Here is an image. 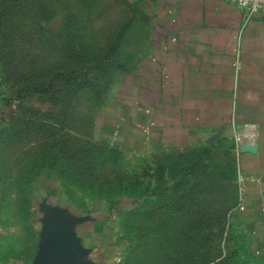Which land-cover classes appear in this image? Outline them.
Segmentation results:
<instances>
[{"label": "crops", "instance_id": "obj_1", "mask_svg": "<svg viewBox=\"0 0 264 264\" xmlns=\"http://www.w3.org/2000/svg\"><path fill=\"white\" fill-rule=\"evenodd\" d=\"M125 4L134 12V49L118 87L123 97L120 90L88 116L84 159L76 157L77 134L68 136L69 178L60 161L52 166L56 187L25 173L23 164L42 162L39 139L18 137L0 118V264H173L170 246L162 260L136 250L127 259L124 237L136 234L127 221L142 212L149 220L161 199L147 189L159 187V173L170 179L169 195L174 173L205 149L227 155L247 179L245 209L231 217L242 223L230 231L243 244L226 247L244 259L221 264H264V15L246 17L229 0ZM236 132L250 150L235 149Z\"/></svg>", "mask_w": 264, "mask_h": 264}, {"label": "rangeland", "instance_id": "obj_2", "mask_svg": "<svg viewBox=\"0 0 264 264\" xmlns=\"http://www.w3.org/2000/svg\"><path fill=\"white\" fill-rule=\"evenodd\" d=\"M133 20L125 0H0V118L12 124L7 130L18 137L39 139L34 147L42 162L22 168L28 175L41 173L46 186L56 187L55 161L61 163L60 176H71L75 155L68 136L77 134L76 157L84 159L88 116L100 111L103 101L119 98L118 87L134 49ZM33 157L28 155L30 161ZM234 167L227 155L205 149L189 157L183 172L174 173L169 195L165 186H170V179L159 173V187H149L147 194L161 202L152 207L149 220L142 212L127 221L126 232L136 234L124 237L125 253L136 250L137 256L162 260L168 258L170 246L173 264L244 259L240 258L244 252L226 248L243 244L237 233L230 232L242 223L234 225L233 211L245 209L244 184L240 187ZM235 183L237 204L232 203ZM40 191L45 193V187ZM179 245L185 247L176 249Z\"/></svg>", "mask_w": 264, "mask_h": 264}, {"label": "built area", "instance_id": "obj_3", "mask_svg": "<svg viewBox=\"0 0 264 264\" xmlns=\"http://www.w3.org/2000/svg\"><path fill=\"white\" fill-rule=\"evenodd\" d=\"M234 6L240 9L246 17H251L254 14L260 13L264 15V0H229ZM245 136L242 132H236L235 134V149L241 150ZM246 177L242 174H238L237 181L240 185L244 184Z\"/></svg>", "mask_w": 264, "mask_h": 264}, {"label": "water", "instance_id": "obj_4", "mask_svg": "<svg viewBox=\"0 0 264 264\" xmlns=\"http://www.w3.org/2000/svg\"><path fill=\"white\" fill-rule=\"evenodd\" d=\"M247 149L250 150V147H249L248 145L243 144V145L241 146V151H246Z\"/></svg>", "mask_w": 264, "mask_h": 264}]
</instances>
